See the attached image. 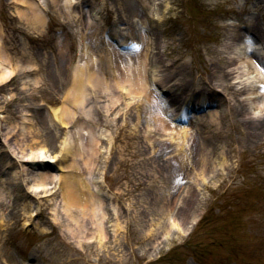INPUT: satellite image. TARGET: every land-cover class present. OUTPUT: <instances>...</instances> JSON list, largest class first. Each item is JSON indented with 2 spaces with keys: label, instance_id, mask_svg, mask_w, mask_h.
Instances as JSON below:
<instances>
[{
  "label": "rangeland",
  "instance_id": "1",
  "mask_svg": "<svg viewBox=\"0 0 264 264\" xmlns=\"http://www.w3.org/2000/svg\"><path fill=\"white\" fill-rule=\"evenodd\" d=\"M46 2L43 25L37 30L26 17L30 9L18 10L28 5L0 0V56L6 58L0 59V68H14L0 84V264H264V134L247 137L245 123L263 119L264 113L237 115L230 107L228 114L219 102L205 107L219 97L209 95L201 83L212 76V67L218 69L212 62L229 35L248 33L237 40V51L245 47L264 61V0H77L70 13L59 0ZM81 10L99 24L91 46L98 55L96 66L111 86L109 96L97 103L100 113L90 116H98L91 130L77 123L89 117L77 108L64 126L51 113L62 104L75 107L64 96L80 58L79 29L88 22L87 16H76ZM253 25L259 40L251 39ZM107 35L125 46L122 51H133L131 42H140L145 68H121ZM132 55L142 62L137 51ZM165 64L176 73L172 78L166 76ZM126 74L133 80L144 74L164 107L173 101L171 82L186 81L182 90H174L179 101L175 105L181 102L194 121L202 118L191 135L158 131L154 143L161 144L150 148L154 143L143 134L158 106L153 97L147 102L135 89H127ZM161 76L163 82L157 80ZM244 81L250 84L248 76ZM104 103L110 107L105 115ZM212 110L219 111L220 122L207 121ZM28 112L35 123L30 133L21 124ZM32 133L38 138L24 143ZM69 135L72 149L61 162L20 161L21 153L35 144L64 155L62 144ZM82 135L88 143L96 136L101 150L90 172L82 163ZM21 168L28 182L46 170L80 172L85 187L75 182L74 195L81 207H72L69 217L59 206L55 182L50 196L27 190L25 183L9 182L8 173L20 169L23 174ZM180 184L185 190L174 193ZM91 190L99 197L94 211ZM25 202L31 203L28 209ZM196 214L193 228L180 234Z\"/></svg>",
  "mask_w": 264,
  "mask_h": 264
},
{
  "label": "bare ground",
  "instance_id": "2",
  "mask_svg": "<svg viewBox=\"0 0 264 264\" xmlns=\"http://www.w3.org/2000/svg\"><path fill=\"white\" fill-rule=\"evenodd\" d=\"M22 3L28 5L29 8H18L19 12L26 13L30 9V15L26 16L27 19L30 22V27L40 30V27L43 22V16L42 10L43 8H47V2L46 0H35L29 1V0H19ZM56 1V0H55ZM77 0H59V2L62 3V9L65 11V13H70L71 6H74V2ZM76 16H87V23L85 25V29L82 28V30H79L80 36H79V45H80V58L78 62L73 66L72 68V78L70 80V85L67 87L65 91V98L69 103H72V105H75L74 109L71 108L69 104L66 105L62 104L60 107H52L51 113L55 119L60 121L62 125H66L69 119H72L70 117H74V115L77 113V109L84 111L85 114H87L88 119H85L82 117L77 120V123L79 121L82 122V124L85 123V128H88V130H91L93 127V124L97 122V117L95 119H91V114H94L95 116L97 113H100V106L97 105L99 101H102L101 98L103 96H109L107 89H111L110 86V80L106 77L105 73L100 71L97 68V60L98 55L94 51V48L91 46V42L93 40V37L96 35V32L98 30L99 25H97L94 20H92V15L85 10V13L81 14L80 11L76 13ZM91 27L90 34L91 40L89 41V38L86 40V32L87 28ZM147 34V33H145ZM248 33H243L242 35H229L226 37L225 42L223 43V46L218 50V54L215 55L212 64H217L218 69L212 67L211 68V75L208 80L201 79V83H204V85L209 89V95L211 96H219V90L222 92L228 91V94L231 95V101H233V104H230L226 98H222L221 104H224L225 107H227V110L232 108V110L237 115L241 114H247V113H256V112H263L264 113V70L258 69L256 66V62L258 61V57L254 56L252 52L245 47L240 48V51H237L238 45L237 40H239L241 37L247 36ZM251 39L259 40L260 34L257 30V26L253 25L251 30ZM119 35V33H118ZM140 38H143L144 32L141 31ZM148 39L150 37L148 34L146 35ZM108 45L112 50V53L114 54L116 58H114L115 62L119 64L121 68H125V71L130 72L129 70L133 69H139L142 67V69L145 68L146 64V55L142 51L144 50V47L139 42V48L137 52L139 53V58L142 60V64L139 63L138 58L136 60L133 59L132 51H120L117 48L113 46L112 43L108 40ZM1 50V47H0ZM142 52V53H141ZM1 55V52H0ZM258 58V59H257ZM0 59L2 62H4V59H6L3 55L0 56ZM260 60V59H259ZM262 60V59H261ZM7 61V60H6ZM174 61H171V64H173ZM2 64H0L1 66ZM171 66L170 64H165V68L167 69L168 73L166 74L167 77L172 78L176 73L173 71H169L168 68ZM121 73V70H119ZM145 72V70H144ZM14 73V68H7L6 66H3L0 68V84L5 82L9 77H11ZM131 75V74H130ZM126 74V82L128 85H126L127 89H135L137 94L142 95L144 99L148 102L151 97L154 98L157 108L154 111V115L152 117V122L149 123V126H146V129L144 130L145 133L143 134V137L147 140H150V143H154L155 133H158V131L161 132H169L175 133L178 136L179 134L185 135V138L187 135H191L193 126L200 122L201 119L198 118L197 121H194L191 119L189 115H186V111L181 106V102L175 105V103L178 101V96H176V92L174 90H182L183 85L186 84V81L176 78L174 81L171 82V86H173V101L170 99L167 102L166 107L162 106L159 102L160 100L157 97V94L153 93L152 88L149 86V83L147 81V77L144 74H140L136 78L133 77L135 80L130 79ZM142 75V77H141ZM248 76L250 78V84H245L244 77ZM119 80L120 78L117 77ZM159 82H163V78L157 79ZM112 82V81H111ZM114 87H119V82H112ZM170 90L165 91L166 94H169ZM176 99V101H174ZM193 100V99H192ZM197 100V99H196ZM202 103H205V101H200ZM199 102V103H200ZM238 103V104H237ZM247 105L251 106V111H248L246 108ZM99 106V107H98ZM102 107L104 109L105 115L109 111L108 103L102 104ZM231 107V108H230ZM77 108V109H75ZM27 109H25L26 111ZM231 110V111H232ZM97 112V113H96ZM23 121L22 126L27 130L29 133L35 129V123L34 118L32 115L28 113H23ZM175 118V119H174ZM207 121H213L216 123L220 120V114L217 110L209 111L206 117ZM247 127L248 129V136L247 137H254L256 134L262 136L264 134V118L263 119H257L256 122L253 120H247ZM256 123H259L260 125L257 128H253L252 126ZM256 126V125H255ZM150 127V128H149ZM151 128L155 130H151ZM257 129V130H256ZM3 130V133H2ZM5 128V132H6ZM1 136L3 137L4 134V128L0 129ZM143 131V132H144ZM153 131V134L151 132ZM191 131V132H190ZM9 131H7L8 133ZM90 132V131H89ZM190 132V133H189ZM71 134V133H70ZM27 138H24V143L27 140L34 141L36 140L37 134H31L27 135ZM127 138L131 139L132 136L126 135ZM71 135H69L68 139H65L62 144V152L64 155L58 156V154H50L48 153L44 147L37 146L35 144L31 148H29V152L21 153V160L23 162H36V163H52L56 160H63L65 157V154L69 152L70 148L72 149V142H71ZM260 139V138H259ZM152 140V141H151ZM93 143L89 142L88 139L85 137V135H82L80 137V145H81V151L84 152V160L82 163L85 166V169L88 170V172L92 171L93 168L97 165L100 153V147L97 148L98 140L96 136L92 137ZM29 143H26L25 145H28ZM161 141L154 143L150 148H155L156 146H160ZM149 145V144H148ZM14 152V149H12ZM64 156V157H63ZM71 163L77 164L76 169L78 170V163L76 158L71 157ZM59 162H61L59 160ZM23 171V174H20V169L17 172L14 170H11L8 175L7 179L9 182H19L25 183L27 190L34 192L35 194L43 195V196H50V194H54V192L51 188L57 187L56 189L60 190V199L62 203L59 205L60 208L67 212L69 217L72 214V207L78 206L79 199L74 195V184L75 182H78L82 187H85V183L81 177L80 172H68V173H54L49 170L38 172L34 175V181L30 180L28 182L26 177V171L24 168H21ZM98 172L99 176L102 175V165L98 166ZM25 172V173H24ZM20 174V175H19ZM77 179V180H76ZM55 182V185L51 187L50 185ZM89 190V187L87 185L86 187ZM181 190H185V186L182 188V185H178L174 191V193H177ZM95 194V193H94ZM90 210L94 211V209L98 205V201H96V198H99L98 196H95L90 194ZM51 198V197H50ZM94 198V200H93ZM58 199L52 200L54 204L57 203ZM87 200V199H86ZM94 201H96L94 203ZM88 203V202H87ZM30 202H25L24 209H28L30 207ZM87 206V205H86ZM81 207V205H80ZM79 207V208H80ZM94 216H96L94 214ZM92 217V221H96L95 217ZM199 214L194 215L189 223L182 229H180V234L186 235V233L193 227L194 223L198 219ZM99 221L100 227L103 225L101 220L99 218L97 219ZM1 222V219H0ZM177 235L170 237V239L175 238ZM159 247V246H158ZM157 247V248H158Z\"/></svg>",
  "mask_w": 264,
  "mask_h": 264
}]
</instances>
